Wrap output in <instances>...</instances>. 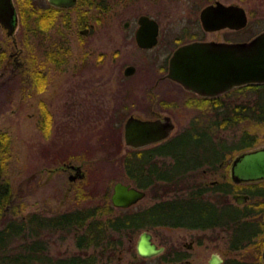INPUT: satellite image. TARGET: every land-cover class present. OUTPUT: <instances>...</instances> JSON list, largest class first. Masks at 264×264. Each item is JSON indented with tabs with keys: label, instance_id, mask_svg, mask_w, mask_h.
Wrapping results in <instances>:
<instances>
[{
	"label": "rangeland",
	"instance_id": "obj_1",
	"mask_svg": "<svg viewBox=\"0 0 264 264\" xmlns=\"http://www.w3.org/2000/svg\"><path fill=\"white\" fill-rule=\"evenodd\" d=\"M240 1L251 12L247 29L238 36L246 38L264 27V0ZM33 3L36 9L48 4L47 0ZM104 3L108 5L106 10L87 9L85 25L77 22V9L60 11L55 26L43 37L26 33L19 9L16 14L19 21L12 35H8L0 23L2 48L8 55L12 53L0 66V129L7 130L12 139L11 182L18 199L26 203L20 215L29 211L52 215L77 207L102 205L110 200L116 181L133 183L125 169L123 156L126 153L122 154L127 149L123 122L131 113H150L146 89L159 72L166 70L168 57L181 42L178 40H183V25L187 23L184 17L193 18L203 1L104 0ZM143 13L156 18L160 24L159 40L152 48L139 47L134 38L137 18ZM67 14L71 20L66 27L62 17ZM126 20L128 25H125ZM195 26L193 29L202 33L196 23ZM229 33L226 30L223 35ZM60 37L66 39L69 46L66 60L60 64L44 60L45 46ZM131 64L136 66L135 71L125 74L124 68ZM35 67L46 74L42 90L35 86ZM243 96V92L232 93L223 99L235 104ZM175 98L180 99L177 95ZM41 103H45L51 113L48 135L39 124ZM168 111L176 120L172 134L180 133L186 126L184 108ZM193 113V110L188 111L189 119ZM246 128H253L260 139L252 148L263 146L264 126L253 125L248 120L233 127L214 129V132L217 139L230 142ZM111 138H114L112 143ZM117 140L124 145L121 153L115 152ZM243 150L229 153L215 169L206 175L196 174L194 180L226 179L224 173L229 178L231 163ZM164 159L170 161L169 157ZM69 163L82 165L84 179H69L68 171L61 168ZM153 200L148 192L135 206H144ZM151 230L157 241L170 248H181L182 243L203 237L204 243L196 244L191 250L190 264H206L211 252L217 251L223 256L226 251V235L217 230L165 226ZM211 235L217 237L210 239ZM44 238L53 255L80 252L71 233L64 236L56 232ZM126 239L122 236V243L114 254L109 253L110 257L101 254L99 247H90L84 253L97 252L96 264L118 261L130 264L133 246ZM151 260L155 264H182L162 262L159 257Z\"/></svg>",
	"mask_w": 264,
	"mask_h": 264
},
{
	"label": "trees",
	"instance_id": "obj_2",
	"mask_svg": "<svg viewBox=\"0 0 264 264\" xmlns=\"http://www.w3.org/2000/svg\"><path fill=\"white\" fill-rule=\"evenodd\" d=\"M18 1L26 33L32 32L36 36L42 37L55 26L60 11L68 12L71 9H78L77 22L80 25H85L88 20L87 9L81 6H96L99 10L108 9L104 0H77L76 5L70 7H57L48 3L39 9L35 8L33 0ZM62 18L63 25L67 27L71 20L69 15H64ZM50 42L43 51L46 56L44 60H50L55 64L64 62L69 53L66 39L60 37ZM8 57L9 55L0 43V66L8 60ZM33 72L35 86L38 90H42L45 87L46 74L43 69L36 67ZM241 92L244 93L245 99L243 98L235 104L223 99L224 96ZM219 99V109L210 110V113L207 111L203 118L194 121L183 132L161 145L148 148L147 151L127 147V153L123 156L124 164L133 182L142 186L148 184L150 158L147 152L154 149L170 150L175 152L174 154L184 150L185 166L187 162L200 165L199 160L203 157L214 164L219 163V161L225 160L229 153L252 148L260 140L253 128H246L237 139L230 142L217 139L214 129L233 127L244 120L250 121L253 125L264 126V83H250L235 87L222 93ZM40 105L39 124L48 135L52 124L51 113L45 103ZM113 140L114 138H111L109 142L112 143ZM11 144L10 133L5 129H0V264H96L99 258L98 253L87 254L84 253V250L90 247H99L101 254L110 257L109 253L114 254L118 242L121 241L120 234L116 235L115 232H132L141 226L150 224L154 217L153 214L170 215L177 210L181 214L184 213L186 200L184 199L183 202L181 199H174L159 202L156 206L144 208L141 211L133 208H114L109 201H106L102 205L95 204L52 215H44L38 211H29L20 215L26 203L18 199L19 196L12 186L9 172ZM123 146V142L117 140L116 150L120 151ZM201 150H205V154L197 153ZM220 186L227 192L233 187H239L230 179L222 181ZM249 186L259 189L261 192L264 190V179L249 183ZM224 201L220 216L234 213L238 215L237 220L240 223L239 215L247 213H241L242 208L228 203L225 198ZM205 203L207 204V202ZM192 206L193 202L188 206L190 214L196 215ZM184 215L186 216V213ZM249 215L251 216L246 218L243 226L248 223L252 224L251 219L254 214L249 213ZM247 229L250 231L251 227L249 226ZM56 232L64 234V236L71 233L80 252L67 255L51 254L44 236ZM260 241H264V236L260 237ZM114 264H118V262Z\"/></svg>",
	"mask_w": 264,
	"mask_h": 264
},
{
	"label": "flooded vegetation",
	"instance_id": "obj_3",
	"mask_svg": "<svg viewBox=\"0 0 264 264\" xmlns=\"http://www.w3.org/2000/svg\"><path fill=\"white\" fill-rule=\"evenodd\" d=\"M198 1H203V3L198 8L196 15L193 18L184 17L187 19V23H184L183 25V31H182L183 40H178L181 42H179L175 46V48L182 43H186L194 40H215V41H225V42L246 41L264 29V27L260 28L255 33L253 32L250 33L251 35L249 34L248 37L246 38H239L238 37L239 33L242 32L243 30H246L250 23V13H251L250 10L246 7V5L242 1L196 0V2ZM12 2L15 6L16 14H17L19 9V5H18L19 1L12 0ZM217 2H221L225 5L241 6L244 9L245 13L247 14L246 24L241 27L224 26L214 30H207L203 28L199 18L200 10L206 5L216 4ZM76 3L77 0L73 6H75ZM57 7H61V6H57ZM81 7L85 9H90L91 7H96V6L85 5ZM18 21L19 20L17 19V23ZM195 23L201 29L203 34L193 29L194 27H196ZM90 26H92V24H90ZM226 30L230 31L229 35L228 34L223 35L225 34ZM159 33H160V24H159L158 40H159ZM152 47H141V48H152ZM11 55L12 53L9 54V56ZM169 57L167 60L166 70L164 72H159L156 75L153 83H151V85L148 86L146 89L147 90L146 94H148L150 99L149 106H147V108H149L148 112L150 113H145L144 115H141V113H139V115L141 117H150V118H158V117H163L164 115H170L173 121L175 122V127H176V120L174 114H172L168 110H173L178 107H182L184 108V124L186 125L184 127L185 130L191 123L199 120L200 118H203L207 111L209 113L210 110L219 109L220 107L219 96L222 93L216 95H202L197 91L186 88L183 84H181L177 80L169 77L167 75ZM133 66L135 71L136 66L135 65ZM176 95L180 97V99H176L175 98ZM189 110L194 111L190 119L188 118ZM184 130H182L181 132H183ZM177 134L179 133L170 134L165 139H162L153 144L139 147L136 149H139V151H147L148 148H154L158 145H161L162 143L170 140V138H172ZM115 152L121 153L122 150ZM124 153H127V149L124 152H122V154ZM147 153L150 158L149 159L150 173H149L148 184L146 186H142V185H137L134 182H133L134 184L129 182L132 185L140 189H143L145 191V195L140 199H138L136 202L128 206H116L112 203L111 200V194L113 192V188H112V191L110 193V200H106V201H109L114 208H125V209L133 208L138 211H141L144 210V208L156 206V204L162 201L181 199L184 202L185 199L186 204L184 205L185 206L184 213H186V216L184 215V213L182 214L179 213L178 210L174 214H170V215L160 216L153 214L154 217L150 221V224L141 226L132 232L130 231L115 232L117 233V235L120 234L121 236V241L118 242L117 246H119L122 243V236L127 237L126 242L132 244L133 246V258H132L133 262H131L130 264H146V262H148L147 264H155V262L154 263L150 262L152 261L151 259L155 257H159L162 262L179 261L182 264H190L192 262V257H191L192 248L196 244L204 243V238L198 237L197 240H191L182 243L181 248L167 247L164 244H162L160 241H157L155 239V236L151 230L152 228L158 226L184 227L187 229H199L202 231L217 230V232L225 234L227 239H226V251L224 252V255L222 256L217 251L211 252L210 256L206 261V264H264V260L262 257L264 241H260V237L264 236V190H261L260 192L259 189H255L254 187L249 186V183L256 182L257 180L235 182L233 181L231 176L229 178L226 177L225 173L223 174V177L226 179H221V180L214 179L211 181L194 180L196 174L203 173L206 175L209 170L212 171L213 169H215V166L218 162L214 164V162H209V160L203 157L201 160H199V162L201 163L200 165H194L191 162H187L186 165L184 166V150H181V152L177 154H174L175 152L170 150H159V149H154ZM197 153L205 154V150H201ZM165 157H169L170 161L166 162V160L164 159ZM221 162L222 161H219V164H221ZM61 166L63 170L68 171L70 180L74 181L76 179L79 180L84 179L85 171L82 165H79V167H77L69 163V164H63ZM230 175H231V168H230ZM227 179H230L235 184L237 183L239 187H233V189L229 190L228 192L221 189L220 186L221 182ZM254 189L255 191H253ZM148 192L154 200L150 204L144 206H135L136 203H138L139 200L144 198ZM234 194L247 195V196L243 202L239 203L236 201ZM224 198L228 203L237 205L238 207L242 208L243 211H241V213H247L246 215L243 214L239 215L240 223L237 220L238 215H235L234 213L232 214L227 213L224 214L223 216H220V211L223 207V204H225ZM192 202H193L192 208L193 211L195 210V213H197L196 215H191L190 209L188 208V206ZM205 202H207V204ZM77 208H82V207H77ZM249 213L254 214L253 219H251L252 224L248 223L243 226V222L246 220V218H249L251 216L249 215ZM174 222L175 224H173ZM176 222L179 223L176 224ZM249 226L251 227L250 231L247 229ZM144 231L148 232L150 234V240L154 242L157 247L161 248L158 252L153 253L151 255H142L138 252L137 244L141 234ZM215 237L217 236L211 235L210 239ZM60 255H64V254H60ZM118 264H124V263L118 261Z\"/></svg>",
	"mask_w": 264,
	"mask_h": 264
},
{
	"label": "water",
	"instance_id": "obj_4",
	"mask_svg": "<svg viewBox=\"0 0 264 264\" xmlns=\"http://www.w3.org/2000/svg\"><path fill=\"white\" fill-rule=\"evenodd\" d=\"M48 2L54 6L70 7L76 0ZM199 18L203 28L207 30L224 26L241 27L247 22V14L241 6L221 2L204 6L199 12ZM0 23L8 35L14 33L17 16L12 0H0ZM137 23L134 33L137 45L154 46L158 41V21L143 13L138 16ZM85 30L87 28L83 31ZM133 71L134 66L127 65L124 72L131 74ZM167 75L202 95H216L234 87L264 83V29L246 41L194 40L182 43L169 57ZM174 129L175 122L170 115L150 118L131 113L123 122V140L127 146L139 148L167 138ZM231 177L235 182L264 179V145L238 153L231 163ZM144 195L143 189L118 180L114 183L111 200L116 206H128ZM246 196L234 194L239 203ZM137 249L142 255H151L161 248L144 231ZM262 257L264 260V248Z\"/></svg>",
	"mask_w": 264,
	"mask_h": 264
}]
</instances>
